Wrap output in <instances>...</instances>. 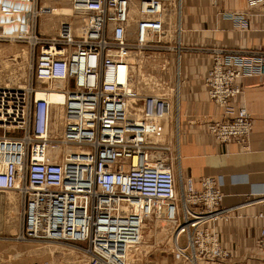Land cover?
I'll list each match as a JSON object with an SVG mask.
<instances>
[{
    "label": "built area",
    "instance_id": "obj_1",
    "mask_svg": "<svg viewBox=\"0 0 264 264\" xmlns=\"http://www.w3.org/2000/svg\"><path fill=\"white\" fill-rule=\"evenodd\" d=\"M67 1L68 14L79 25L61 20L54 34L42 36L35 19L50 12L48 2L0 0L2 12L21 11L20 23L30 24L26 35L19 30L9 37L16 27L4 30V40L36 48L31 73L45 84L30 83L18 97L10 87H0V192H15L21 201L17 239L70 244L86 264H123L140 243L142 223L154 219L173 238V260H228L216 225L233 208L220 205L219 179L203 176L194 187L178 168L177 135L173 154L168 133L161 141L151 139L163 119L169 124L173 116L175 125L179 110V100L164 88L171 84L166 78L171 66L174 87L179 78L180 0ZM247 3L262 7L264 16V0ZM224 16L246 26L242 12ZM148 48L161 54V75L155 79L160 89L146 93L132 86L127 55ZM207 53L202 86L225 112L204 121V130L217 142L233 141L246 150L250 114L244 106L230 116L226 112L241 92L238 81L264 73V50L213 46ZM36 91L42 96L36 98ZM50 94L59 99L51 101ZM254 217L260 220L256 250L264 261V210ZM0 264L21 263L0 259Z\"/></svg>",
    "mask_w": 264,
    "mask_h": 264
},
{
    "label": "crops",
    "instance_id": "obj_2",
    "mask_svg": "<svg viewBox=\"0 0 264 264\" xmlns=\"http://www.w3.org/2000/svg\"><path fill=\"white\" fill-rule=\"evenodd\" d=\"M230 12L245 14L246 26H235L224 16ZM180 29L179 170L182 176L193 179L196 188L203 176L218 178L220 205L233 208L227 219L216 225L228 260L222 263L201 260L197 264H264L256 250L260 220L254 217L264 210L260 201L264 190V73L238 81L241 92L226 112L230 116L236 107L244 106L250 114L252 127L246 150H240L233 141L217 142L205 132L203 122L219 119L225 110L208 100L202 86L209 62L208 48L264 50L262 7H250L247 0H182ZM7 249L0 245V257H4V252L8 254ZM160 264L188 263L173 260L168 252Z\"/></svg>",
    "mask_w": 264,
    "mask_h": 264
},
{
    "label": "rangeland",
    "instance_id": "obj_3",
    "mask_svg": "<svg viewBox=\"0 0 264 264\" xmlns=\"http://www.w3.org/2000/svg\"><path fill=\"white\" fill-rule=\"evenodd\" d=\"M44 1L49 3L51 9L49 13L40 14L36 17V32L42 36H51L55 33L57 23L61 20L71 21L74 28L79 25V20H73V17L68 14L69 8L67 0H37V6ZM181 7L182 0H180ZM26 27L29 28L30 24H26ZM16 34L17 32L14 33V35ZM161 40L162 43L166 42L163 38ZM35 53L36 48H31L26 42H13L11 39L9 41L1 38L0 87H12L16 89L18 87L28 86L30 83L33 86L45 85L35 82L32 77L31 69ZM168 53L164 55L171 58V55H168ZM160 55L156 51L151 50V48H148L135 56V69L132 70V84L137 90L149 93L160 89V86L157 85V81L155 80L161 75L158 70L160 66ZM173 72L171 66L166 76L168 82L171 84L168 88H164L172 96H174V90H170V88L174 87ZM172 117L169 119L170 128L169 126H157L156 132L158 133V137H155V139L161 141L165 137V134L168 133L166 134V139H171L173 154V150L176 149V146L174 147V137L175 134L178 135V127H176V124H173ZM5 134L13 136L19 133L16 131H6ZM144 222H147V224L146 227L142 228L141 246L137 251L129 255L128 264H160V260L170 252L172 242L166 227L163 226L164 224L154 219H146ZM21 226V201L18 195L15 192H0V245H4V250L8 248V254L4 252V257H0V259L21 264H27L33 260H47L50 264H86L84 262V256L70 244L49 240L17 239V234L21 230ZM261 261L263 260L261 259Z\"/></svg>",
    "mask_w": 264,
    "mask_h": 264
},
{
    "label": "bare ground",
    "instance_id": "obj_4",
    "mask_svg": "<svg viewBox=\"0 0 264 264\" xmlns=\"http://www.w3.org/2000/svg\"><path fill=\"white\" fill-rule=\"evenodd\" d=\"M10 1V0H9ZM27 5L28 6V3L27 2H25L24 3V5ZM1 11V10H0ZM10 12H11V14H10ZM2 13V16H0V37H3L4 36V30H12L14 27H16V29H17V34H19V30H22L20 33H22L23 35H26L28 32H29V28H27L26 27V24L24 23H20V18H21V16H22V12L21 11H18V10H16V9H12V8H10V9H7V10H4V12H1ZM8 15H11V16H8ZM4 18H7V19H13V23H11V24H5L4 23ZM16 19H18V22H17V20ZM26 33V34H25ZM16 34V35H17ZM12 35V36H11ZM13 36H15L14 35V33H11L10 35H9V37H13ZM9 40H10V38H9ZM12 40V39H11ZM135 56L136 55H134L133 53H128V55H127V60H128V62L131 64V67H132V70L133 69H135ZM131 75H132V73H131ZM178 85H179V83H178V80L175 82V87H174V95H175V97H176V99H178ZM133 86V85H132ZM134 87V86H133ZM25 87L23 86V87H18V88H16V89H13L12 87H11V89L12 90H14L13 91V93L18 97L19 95H21L22 94V89H24ZM42 95H41V93H40V91H36V94H35V97L36 98H39V97H41ZM51 101H56V100H58L59 99V96H56L55 94H50L49 95V97H48ZM179 111V110H178ZM178 122H179V118H178V112H177V114H176V118H175V124L177 125L176 127H178ZM158 125H162V126H166V127H168L169 126V124H168V117L166 118V119H163L162 121H161V123H159ZM56 126V123L54 122L53 123V127H55ZM155 137H158V133L156 132L153 136H152V140L153 139H155ZM159 139H160V137H159ZM154 141H158L157 139H155ZM146 224H147V222H143L142 223V228L143 227H146ZM143 233V230L141 231V234ZM170 239H171V242H172V245H173V238L170 236ZM141 243H142V235H141V240H140V243L138 244V246H136L135 248H133V249H130L127 253H126V255H125V258H124V261H123V264H128V257H129V255L132 253V252H135V251H137L138 250V248L141 246ZM49 263V262H48ZM50 264V263H49Z\"/></svg>",
    "mask_w": 264,
    "mask_h": 264
},
{
    "label": "flooded vegetation",
    "instance_id": "obj_5",
    "mask_svg": "<svg viewBox=\"0 0 264 264\" xmlns=\"http://www.w3.org/2000/svg\"><path fill=\"white\" fill-rule=\"evenodd\" d=\"M2 38H4V36Z\"/></svg>",
    "mask_w": 264,
    "mask_h": 264
}]
</instances>
